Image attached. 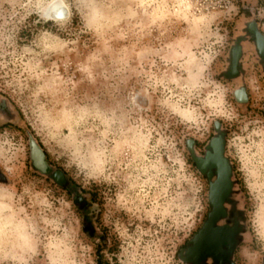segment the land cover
Returning a JSON list of instances; mask_svg holds the SVG:
<instances>
[{"label": "clouds", "instance_id": "clouds-1", "mask_svg": "<svg viewBox=\"0 0 264 264\" xmlns=\"http://www.w3.org/2000/svg\"><path fill=\"white\" fill-rule=\"evenodd\" d=\"M257 34L264 0H0V264H197L218 208L203 264H264Z\"/></svg>", "mask_w": 264, "mask_h": 264}, {"label": "flooded vegetation", "instance_id": "flooded-vegetation-1", "mask_svg": "<svg viewBox=\"0 0 264 264\" xmlns=\"http://www.w3.org/2000/svg\"><path fill=\"white\" fill-rule=\"evenodd\" d=\"M256 39L258 44L264 45V35L257 34ZM212 165L213 162L209 161L208 166L210 169ZM222 214H223V210L218 208L216 210V213L213 215V217L209 219L207 228L202 232L200 241L203 244L204 249L201 251H194V254L197 256V264H203L204 259L208 255H211L216 251V243L213 236L212 226L214 224L216 217ZM190 245H191V240L187 241L185 247L183 248V251L185 252L188 251Z\"/></svg>", "mask_w": 264, "mask_h": 264}, {"label": "water", "instance_id": "water-1", "mask_svg": "<svg viewBox=\"0 0 264 264\" xmlns=\"http://www.w3.org/2000/svg\"><path fill=\"white\" fill-rule=\"evenodd\" d=\"M34 157L37 159L38 163H39L41 166L44 165L43 157H42V155L39 153V149L36 148L35 146H34ZM201 234H202V233H201ZM201 234H200V237H199L198 242L194 245V251H201V250L204 249V246H203V244H202L201 241H200V239H201ZM192 246H193V245H192V241H191V245H190L189 249L192 248ZM179 255H180V254H179Z\"/></svg>", "mask_w": 264, "mask_h": 264}, {"label": "rangeland", "instance_id": "rangeland-1", "mask_svg": "<svg viewBox=\"0 0 264 264\" xmlns=\"http://www.w3.org/2000/svg\"><path fill=\"white\" fill-rule=\"evenodd\" d=\"M0 178H2V177H0ZM84 205L82 204L81 205V207H83ZM90 229V225L89 226H86V230H89ZM186 243H187V241L185 242V244L183 245V248L185 247V245H186ZM179 252H178V256H179Z\"/></svg>", "mask_w": 264, "mask_h": 264}]
</instances>
